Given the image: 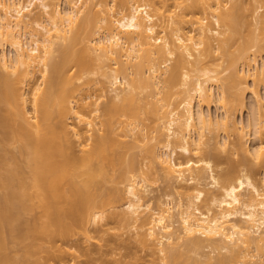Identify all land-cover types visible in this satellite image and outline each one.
Segmentation results:
<instances>
[{"label": "bare ground", "instance_id": "1", "mask_svg": "<svg viewBox=\"0 0 264 264\" xmlns=\"http://www.w3.org/2000/svg\"><path fill=\"white\" fill-rule=\"evenodd\" d=\"M65 1L68 5L66 11L47 0H0V49L4 51V47L8 45L16 52L12 59L7 58L5 52L2 55L0 53V66L7 74L0 80L3 88L1 102L12 104L16 108L14 114L20 117L15 124L11 113L0 116V144L16 139L22 152L27 154L33 171L32 187L42 192V204L49 219V223L41 226L39 231L47 232L54 227L67 237L72 232L69 221L78 223L87 220L97 224L108 217V207L121 199L117 191L104 188L97 180L102 175V169L95 166L96 159L102 163L122 161L120 153L114 148L116 141L110 137L104 125L98 122L100 101L111 94L105 107L106 112L112 116H133L136 113L135 90L142 84L144 89H153L157 97L154 113L157 115L158 127L151 129L153 134L148 130L149 134L141 132V138L134 139L138 143L144 142L145 146L139 147H147L146 151L152 152L154 147L155 161L163 178L172 181L186 204L180 202L178 205L180 228L177 230L174 229L172 208H159L148 214L149 206L143 202L147 185L142 184L147 183V179L143 176L145 172L141 171L143 177L140 176V182L138 176L133 175L126 183L127 201L119 214L124 228L134 229L144 248L152 249L165 264L174 260L177 254H182L180 249L178 252L174 251L180 246L188 247L186 249L189 250L207 247L209 253L206 264H213L215 254L223 252L231 255L234 260L231 262L229 259H220L217 264H264V191L257 188L249 172L240 169L239 163H232L226 173L215 177L211 162L215 160V155L211 157L212 160L203 155L204 147L208 144L205 141V131L213 126V122L204 112H199L196 117L193 110L196 100L213 102L215 89L220 91L223 103H226V90L232 88L233 82H226L223 77L226 69H199L205 60L214 57L218 50L224 51L225 45L230 43L235 30V10L230 7L231 0H185L186 4L169 3L170 0H123L121 7L104 0ZM259 12L258 10L255 19L253 18L256 32L254 36L264 42V20L261 15L259 17ZM44 19L49 22L50 27L43 24ZM34 25L41 30L35 29ZM91 25L94 28L92 37L75 54L73 48L78 33ZM97 35L99 36L94 37ZM27 37L31 39V44L24 42ZM254 45L248 47L249 45L243 44L245 48H241V51L246 47L249 48L247 51L251 50L257 46ZM57 52L61 54L59 61L55 60ZM86 58H92L100 64V73L109 80L110 90L108 88L109 91L99 93L98 97L88 92L84 98L76 99L74 91L69 88L71 77L68 71L73 68L72 63L80 66ZM255 62L252 66L250 62L251 67L247 68L246 74L237 71L232 77L240 86V95L247 91L248 80L253 81L255 86L264 83V61L259 64L255 59ZM193 71L202 73L197 75L196 81L192 80ZM38 75L42 79L40 83L35 80ZM33 82L36 83L29 87ZM83 86H79L80 89ZM164 86L169 89L162 91ZM174 87H180L185 97L177 107L169 108L173 105L169 101V93ZM58 89L60 90L57 91ZM162 93L163 96L160 97ZM260 100L259 110L264 112V100ZM30 101L33 112L27 109ZM146 101L143 103L149 104L150 101ZM80 102H84L82 106ZM55 107L58 108L57 111L53 110ZM56 116L71 117L75 121L58 130L51 122ZM197 121L201 132L198 131L196 139L192 133L197 130ZM258 121L262 126L259 124L257 132L262 134L264 118L261 117ZM225 125L229 127V121ZM133 129L136 130V127ZM131 130L130 133L134 132ZM137 131L140 135L141 130ZM62 132L65 135L72 134L83 153L81 157L65 153L59 143ZM236 134L238 138L234 147L239 146L249 155L251 151L246 148L244 135L239 132ZM124 135L119 137L131 138ZM263 142L262 140V144L252 155L250 153L249 159L253 156L254 161L264 162ZM152 143L155 144L151 145ZM5 148V154H12L11 157L15 158ZM178 151L186 155L183 161L176 160ZM2 156L0 153V161L5 160ZM134 165V161L129 163L131 168ZM16 168V171H9L11 174H0V184L7 183L9 187L7 184L3 186L10 189L15 176L19 174L23 179L22 167L16 165ZM72 169L76 172L85 170L88 179L82 185L78 184L73 178ZM12 173L16 175L13 177ZM20 176H17L18 179ZM206 179H211L212 182L210 187L208 183L209 189L223 190L220 198L202 186ZM65 182L70 187L68 196L62 192ZM22 186V189H17L20 190V197L32 196V193L24 194V190L30 185ZM12 188L11 192L14 193L10 192L8 197L12 198L13 203V198L18 199V193L13 186ZM61 200L69 206L61 207ZM203 200L209 204L206 212L198 207V203ZM0 202L3 205V201ZM213 207L220 211L213 212ZM2 209L1 224V218L5 215ZM2 245L0 241V246ZM8 261L10 259L4 256L0 264H8ZM59 263L68 264L65 260Z\"/></svg>", "mask_w": 264, "mask_h": 264}, {"label": "rangeland", "instance_id": "2", "mask_svg": "<svg viewBox=\"0 0 264 264\" xmlns=\"http://www.w3.org/2000/svg\"><path fill=\"white\" fill-rule=\"evenodd\" d=\"M4 1L8 2L10 0ZM26 1L27 0H23V2ZM47 1L58 4L62 11H66L68 9V5L65 0ZM104 1L111 3V5L114 4L118 5V7H121L123 0ZM151 1L158 2L160 0ZM174 2H180L183 4L187 3L185 0L169 1V3ZM230 7L233 9V11L235 10V22L233 25V29L235 30L234 32L230 30L233 36H231L229 31L231 36L229 41L230 43H228L229 45L226 43L227 45H225L224 51H215L216 53L214 52V57L205 60L203 64L199 66V69L201 70L205 67L212 69L216 68L219 70L226 69V72L224 71L225 73H223V77L226 79V82L230 80L233 82L232 88L226 90V103H223L222 94L220 91L215 89L213 102L207 103L196 100L193 103V110L196 114V117L199 112H204L206 115L210 116L213 122V126L205 131V141H207L208 144H206L204 147L203 155L205 154L204 156L210 157V160H212L211 157L214 155L220 157L218 158L216 156L218 158L217 159L214 156L213 159L215 160L211 161L214 165L213 170L215 177H218L219 174L226 173V171L231 168L230 166L232 163H239L240 169L249 172L250 175H252V180L257 188H259L261 191H264V162L260 163L258 161H254L253 156H251L252 158L250 157L251 160L249 159L250 153L252 155V153H254L253 151H256L259 145L262 144V140L264 141V125L262 128V134H260L261 132L258 133V126L261 125L259 122L260 120L258 121V119H261V117L264 118V112H260L259 110V100H264V83L263 85L260 83V86H255L253 81L248 80L247 91L244 92L243 95H240V90L238 89L240 86L238 85L237 81L232 79L233 75L237 71L241 73L247 72L248 69L254 65L253 62L256 63L255 59L259 64L264 61V42L257 40L258 37L255 39L254 36L256 33L254 29V16L257 15L256 12L259 10L260 12L258 15L259 17L261 15L262 19L264 20V0H231ZM43 24L47 27H50L49 22L45 21V19L43 20ZM92 25L94 26V23ZM92 25L90 28L82 30L78 33V39L76 45L73 48V52L75 54H78L87 45L89 38L92 37L94 30ZM35 29H38L39 31L41 30V28L37 26H35ZM98 36L99 35L94 37ZM247 41L252 45H250ZM24 42L31 44V39L27 37L24 39ZM243 44H246V46L249 45L248 47H251L254 44L257 46L255 48L252 47V49L248 51L247 49L249 48L246 47L247 49L241 51V48H245ZM2 50L0 49L1 55L5 52V54L8 56L7 58L12 59L16 55L15 50L8 45L4 47V51ZM60 59L61 54L60 52H57L55 54V60L59 61ZM250 62L251 66H249ZM81 63L82 65L80 66H75L74 63H72L71 66H73V68L71 67L68 71V75L71 77L69 88L74 91L75 98L82 99L84 96H86V93L89 94L90 92L95 96H100L103 91L105 92V90H108L110 83L108 82L109 80L105 79L101 74L102 72L99 70L100 64L96 60L94 61L92 58H86ZM217 65H221V67H218ZM2 69L0 66V80L4 74V77L7 75ZM145 75L148 74L145 73ZM197 75H202L201 71L200 73L198 71H193L192 80H195ZM35 80H38L36 82L40 83L42 79L40 75H38ZM35 83L33 82V84L29 87H33ZM82 84H84V86ZM191 84H193V82ZM1 85L2 84H0V116L11 113V118H13V121L16 124L19 122L20 117L14 114L16 108L11 106L12 104L9 105L6 102H1L3 98V88H1ZM193 85L190 86L193 87ZM79 86H83V88L80 89ZM139 86L140 87L135 90V94L137 95L135 97L137 100L134 105L136 113L133 116L109 115L108 112H106L105 107L109 103V97L111 94H108L109 97L103 98L100 101L101 111L99 113L100 118L98 119V122L100 125H104V129L109 133L110 137L116 141L114 148L116 149L117 153H120L122 161H117L115 163H102L96 159L94 161L95 166L102 169L103 175H100L97 180H99L104 188L117 191L121 195V199L114 205L108 207V217L104 221H101L97 224L89 223L87 220L78 223L69 221L72 232L67 237L61 235L58 230L54 229V227L50 228L47 232L39 231L41 226L49 223V219L47 216L48 213L42 204V192L35 186V188L32 187L34 184L32 175L33 171L31 169L32 167H30L31 164L28 162L27 154L22 152L21 145L16 139L11 141H3L0 144V153H2L4 156L2 157L5 158L4 161H0V174L6 175L7 173H10L9 171L11 170L16 171V165H18V167H22L21 169L23 171L21 170V172H23V179L19 174L17 176H20L21 179L20 177L18 179V177L15 176L17 174L16 172V174L12 173V176H15L12 182H16V185H13L14 183H9V185L12 184L17 193L20 192V190L18 191L17 189H19L22 184H25L23 185L24 187L30 185L31 187L29 186L27 189L24 188V194L27 193L28 195H31L32 193V196H25L23 198H21L20 193H18V199L13 198L12 203V198H10V200L8 197L11 189H13L12 186L10 189H8L6 186H3L7 183L0 184V201H3V205L0 204V209H5H2L3 211L1 210L3 213H5V215L3 214V218H1L5 225L0 223V226L4 225L2 226L1 231L2 237L0 236V241L3 244L0 246V260L6 256L8 259H10L8 264H60L59 262L61 260L67 261L68 264H165L161 259H159L160 256L156 255L157 253L155 254L152 249H145L136 237V231L134 229L124 228V223L121 222L119 218V214L123 210V206L127 201V195L125 193L126 183L130 178L133 177V175L138 176L139 181L141 171L145 172V174L143 173V176L147 179V183L142 182V184L147 185V190L143 195V202L146 206H149V210L147 211L148 214L150 212L157 211L159 208H172V212L174 214V229L177 230L180 228L178 205L180 202L186 204V200L182 199L178 194L174 185L172 184V181L165 180L163 178L160 167L155 161V154L153 151L154 147L153 149L152 146L150 147L152 152L151 150L146 151L147 147L140 148L144 145V142L138 143L135 140L137 137L141 138V132L148 133V130H150L149 133L151 132L153 134L154 131L152 130L158 127L156 122L157 115L154 113L156 108L154 102H156L157 97H155L153 89H144L142 84H139ZM168 89L169 87L164 86L162 91H167ZM59 90L60 89L57 91ZM181 92L182 90L180 87H174L170 90L169 101H171V104L173 105H171L169 108L177 107L183 101L185 96ZM163 93L160 97L163 96ZM144 101L147 103L149 101L150 102L149 104H146L143 103ZM164 102L165 101L163 100L162 103ZM83 103L84 102H80V105L82 106ZM31 106L32 104L30 101L27 109L30 112H33V108ZM166 108L168 109V107ZM53 110L57 111L58 108L55 107ZM73 120L75 121V119H71V117L56 116L51 122L55 127H57L58 130H60L62 127H65L66 124L73 123ZM228 121L229 127H226L225 122ZM134 127H136V130L133 129ZM195 128H197V133L195 131L192 134L193 137L197 139L198 131L201 132L198 121L196 122ZM131 129L134 130L135 133H130L129 130ZM139 129L141 130L140 135L139 133L137 134V132H139L137 130ZM238 132L242 133L245 137L244 140L247 145L246 148L249 149V152L251 151L249 155L248 153L246 154V151L244 152L239 146L234 147V143H236L238 138L236 133ZM132 133H134V135ZM60 135L61 138L59 143L64 148L66 154H69L73 157H81V155H83L82 151H80L81 148H79L78 143H76V140L73 138V136H71L72 134L65 135V133L62 132ZM123 135L130 136L131 138L122 137L121 139L119 136ZM132 135L134 136L133 138ZM119 140L122 141L120 142ZM218 141L220 144L217 145ZM69 142L71 145H69ZM153 144L155 143H152L151 145ZM3 145H5L6 148ZM3 147L13 153L15 158L11 157L12 154H5ZM230 153L234 155H231ZM185 157L186 155H183L180 151H178L176 160L183 161ZM132 161L135 163L133 168L129 167V163ZM71 172L74 174L73 178L78 184L82 185L83 182L88 179V176L85 175V170H77L76 172V170L72 169ZM143 176H141V178ZM210 182L211 179H206L202 182V186L209 189L212 184V182L211 184ZM208 183L210 184L209 187ZM209 190L218 198H220L223 194L222 189L210 188ZM22 191L23 190H21V193ZM62 192L67 196L70 194V187L66 182L62 185ZM247 195H250L249 192H247ZM6 196L7 198H5ZM6 199L9 200V202H7ZM60 205L61 207L69 206L62 200L60 201ZM198 207L201 211L206 212L209 208V204L206 200H203L198 203ZM8 209H10V212H8ZM212 211L219 212L220 209L213 207ZM7 215L9 216L4 220V217ZM180 247L177 248V250L175 248L174 251L178 252V249H180L179 252L182 251V254H177L176 258L174 260L172 259L168 264H206L207 253H209V249L207 247L199 250L191 249L193 251L186 249L188 247ZM174 255H176V253ZM215 255V259L212 260L213 264H217L220 259H229L231 262L234 260L231 255L225 252L220 255L216 253Z\"/></svg>", "mask_w": 264, "mask_h": 264}]
</instances>
